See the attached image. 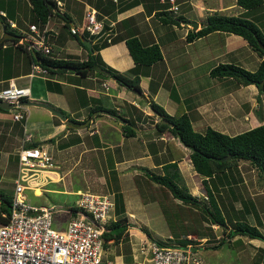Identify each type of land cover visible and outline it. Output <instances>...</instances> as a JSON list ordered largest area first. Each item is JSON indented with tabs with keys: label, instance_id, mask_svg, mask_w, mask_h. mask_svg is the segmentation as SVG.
Returning a JSON list of instances; mask_svg holds the SVG:
<instances>
[{
	"label": "crops",
	"instance_id": "obj_1",
	"mask_svg": "<svg viewBox=\"0 0 264 264\" xmlns=\"http://www.w3.org/2000/svg\"><path fill=\"white\" fill-rule=\"evenodd\" d=\"M54 1L56 4L53 12L48 16L47 23L41 30L37 27L39 31L45 30L47 32V43L50 46L51 55L57 58L83 61L87 59L88 53H97L105 64L132 77L134 74H132L131 69L136 67L135 69L139 75L140 92H136L135 88H127L120 85L108 74H106L107 78L102 77L98 73L99 70L93 68L92 65L85 74H80L70 68L63 70L47 69L46 72H37L33 68L34 63L30 61L27 52L21 49H14L13 47L15 46H13L14 43L12 42V38L20 39L29 48L28 43L30 42V38L34 36V32L29 26L33 23L30 3L27 0H25V3L22 0H0V15H5V18L0 17V42L3 44V47L8 46V49H12V51L5 50L4 48L0 49V53L4 52L0 56V59L8 63L0 71L1 88L7 85L9 79H13L18 85H28L30 87V95L22 99V101L45 102L66 115V119H62L46 107L25 102L23 103L26 112L25 118L21 120H14L12 115L0 111V136L6 137V143L3 144V149H0V157L3 150L4 161H8L12 153L10 149L17 152L18 148L25 142L24 139L28 134H31L30 141H38L41 144L45 143V146L53 155L58 168L57 158L60 156L56 158L55 155H59L62 152L78 151V161L82 162V164L86 162L87 166L92 164L93 166H105L108 174L106 173L103 177L101 176L99 181L108 187L114 199L115 194L120 192L124 205L123 212L127 216V220L133 224L141 214L140 210H142L143 200L140 195L142 188L148 191V185L150 190L154 186L161 190L164 187L151 180L148 176L140 175L139 168L146 167L154 173L163 174L165 171L164 164L175 160L180 171V179L184 176L181 164L185 160L181 157L175 158L172 155L171 147L174 144L177 147L180 144V149L185 146L169 131L157 132L155 124L160 120V116L155 114V112H153L157 117L155 124L152 128L145 127L147 122L144 121L146 119L145 115L150 114L146 109V105L150 107L149 103L151 100L158 102L159 98L164 95L166 102L170 100L174 102H171V105H181V111L189 113L192 125L198 131L204 130L206 126H212L229 134L242 131L235 130L233 132L229 130L231 128L230 124H235L240 119H234L230 116L224 104L217 109L212 106L217 101L223 103V98L226 95L229 96L232 90L235 91L239 88L249 89L251 96L256 95L258 93V89L256 90L255 88L256 85L254 84L255 86L253 87V84H238L231 77L211 76L209 70L218 62L225 61H232L243 67H246L244 64L255 62V66L251 68L253 70L258 66L261 57L241 35L233 32L213 31L206 34V36L204 35L192 41L186 39V34L189 30H193L188 21L198 22V26L195 29L197 30L205 23L207 15L213 11L238 14L244 11V8L238 5L236 0H174L173 3H176L178 6L176 11L168 9V6L172 4L169 0ZM183 4L186 6L185 9ZM90 8L96 10L97 17L101 18L103 23L114 27L112 33L115 36L121 35L119 40L102 46L97 50L92 48V44L96 42L97 38L92 39L89 37L87 31L70 32V25H81L84 21L85 11ZM178 15H181L183 18L177 23L166 22L164 20V17L168 19L169 16L176 17ZM7 19H11L16 28H11L8 24L5 26L4 22ZM13 35L19 37H14ZM210 35H213V39H211L213 43H210V39L207 40L205 38ZM104 36L102 35L101 38ZM127 36H136L142 46L157 44L161 52V58L149 64H136L125 41V37ZM85 40L90 41V47L85 43ZM201 44L205 45V49L207 50L205 53L201 49ZM201 52L203 55H201ZM253 54H255L257 59L252 57ZM202 77L204 78V82L200 80ZM172 88L175 91L174 97L170 91ZM260 95L262 96V102L264 101V92ZM141 99L146 103L145 106H141L139 102ZM248 100L246 96H242L236 102H239V106L241 107H247L246 102ZM207 103H210V106H208L209 111H204ZM101 105L115 109L116 114L124 115L126 118H133L136 125V134H123L121 125L124 123H121L109 111H97L101 108L92 111V109ZM29 107L32 108V112L36 115L35 118L30 120L28 117V113L30 114ZM163 107L170 114H174L178 110L177 107L170 110L164 104ZM222 110L223 114H220ZM94 111L97 112L93 114ZM138 111H141L140 114ZM204 112L209 114H207L209 119H205L206 114ZM88 117H91L90 121L85 126H80V123H83ZM69 118L77 120L78 123L68 121ZM262 122H264V115L261 120L255 119L253 126ZM154 132L157 134L153 135ZM36 133H39V137H37ZM167 133L170 134L171 138L167 137ZM15 134L20 135L19 139L16 140V144L13 143V140H10ZM51 137L54 138V141L43 143V141ZM158 140L163 144L160 145ZM170 140L176 141L172 143ZM136 151L141 152L137 153ZM162 152H165L166 158L162 155ZM170 152L171 157L167 158V154ZM83 155L86 156L84 162ZM188 159L191 162L190 157ZM93 161H96L95 165ZM130 161L137 162L130 163ZM191 166L193 167V164ZM153 168L156 171H153ZM69 171L61 176L58 170L60 179L52 182H60L62 180L63 187L48 188L49 191L71 194V192L79 189H90L91 184L89 185V183H84L85 186H82L80 183L72 184L74 180L69 179V176H67ZM193 171L200 176L202 181V176L194 167ZM234 178L235 180L231 184L237 183V177ZM146 180H150L152 184L147 181L148 184L142 186V183ZM183 182L181 179L180 183L184 184ZM223 182L217 178L209 181L210 189L215 196L218 195L217 201H225L230 206L232 205L234 209H238L237 211L245 210V215L253 213L251 211L252 207L257 210L254 202H251L252 204L236 202L239 193H236L232 185L230 189L224 188L221 190ZM67 183L75 186V189H70ZM164 192L167 191L164 189ZM39 194L40 190L36 195L39 196ZM201 195L205 196L207 201L203 197L195 196L208 204L206 190L205 194L202 193ZM151 197L155 198L153 194ZM130 200L138 205L136 207H129L128 202ZM178 203H182V201L180 200ZM185 204L192 205L194 203ZM194 207L196 210L200 208L196 204H194ZM247 207L249 210H247ZM182 210H188V214L186 216L178 215L179 220L184 225L190 224L192 228V231L186 234L197 232V235L200 236L199 239H204L203 245L211 235H214V228L212 230L208 227L205 232L200 227L204 225V227L208 226L205 224L206 218H201L204 221H200V217H197L192 210L184 205H180V211ZM191 212L193 213L192 217L189 216ZM115 217L113 210V218ZM130 218L133 219L129 220ZM142 220L147 224L145 222L146 218H142ZM194 221L199 224L198 227H194ZM213 224L215 223H211L212 227ZM214 226L218 227L217 224ZM143 227H146V225ZM131 229L135 233H130L132 235H139L141 233L139 238L145 234L141 229L135 227ZM149 230L151 231V229ZM142 233L144 234L142 235ZM182 235L179 237H182ZM222 236L226 237L224 231H222ZM236 236L238 235L234 237ZM153 238L159 239L158 237ZM121 239L118 242H121ZM160 239L166 240L167 238L160 237ZM132 246L130 245V248ZM110 252L114 254L115 251L111 249ZM263 260L262 258L259 259L258 264H262Z\"/></svg>",
	"mask_w": 264,
	"mask_h": 264
},
{
	"label": "trees",
	"instance_id": "obj_2",
	"mask_svg": "<svg viewBox=\"0 0 264 264\" xmlns=\"http://www.w3.org/2000/svg\"><path fill=\"white\" fill-rule=\"evenodd\" d=\"M28 1L33 15L32 22L41 30L47 23L49 14L53 12L56 2L54 0ZM236 3L243 7L244 11L238 14H226L219 11H213L207 15L205 23L199 29L195 31L189 30L187 32L186 39L188 41H192L213 31H226L241 35L250 47L261 57L256 69H247L232 61H225L218 62L210 68L209 74L216 77H231L233 81H236L238 84H255L258 91L263 93L264 0H236ZM0 17L5 18V15H0ZM181 18H183L181 15L176 17L169 16L168 19L164 17V20L166 22L170 21L177 23L181 20ZM9 21H11V19H7L6 22H4L5 26L8 24L11 28H16L15 26H11ZM113 28L114 27L104 23L103 30L100 34L91 35L87 32L88 36L92 39L97 38L96 42L92 44V48L98 50L102 46L119 40L121 35H113ZM102 35L105 36L101 38ZM12 40L14 43L13 46H15L13 47L14 49L16 48L26 51L31 62L39 64L48 70H63L70 68L80 74H85L87 70L91 68V65L96 63L109 71L108 75L113 77L120 85L126 86L127 88H135L140 92L139 75L135 69L136 67L131 69L132 74H134L132 77L127 73L120 72L105 64L97 53H88L87 59L83 61L57 58L51 55L50 52L43 53L41 50H34L36 52V56H34L32 53L33 50L27 48V46H25L20 39L12 38ZM125 41L136 64H149L161 58V52L157 44L142 46L136 36H127L125 37ZM7 47L8 46L3 47V44L0 42V49L4 48L5 50H8ZM9 50L12 51V49ZM38 58L39 61H37ZM101 73L103 74V72ZM170 91L171 95L174 97V88ZM257 99L259 100L260 97H257ZM149 105L155 114L160 116V120L155 124L157 132H164L166 130L169 131L173 136L177 137L184 146L190 149V160L194 169L202 176V183L206 190L209 203L207 204L199 200L189 191L185 184L179 183L180 171L175 160L168 161L164 164L165 171L163 174L154 173L148 168L143 167L145 174L151 180L163 185L164 187L161 186L163 191L164 188H167L173 197L180 199L182 202L194 203L197 206H200L203 211V218L209 216L207 218L210 219L211 223H215L222 228V230L226 233V237L222 236L218 242L212 243L209 247L217 249L222 247L224 244L229 246V244H233V241L230 238L235 235H238V237L234 239L237 243L235 246L237 248L245 247L241 242V236L258 238L264 241V231L258 226L261 222L255 208L252 207L251 211H253L257 218L256 224L249 223L245 219H242L241 213H234L236 215H240V217L227 222L221 205L218 203L215 198V194L209 187V181H213L214 178H217L220 181H224L223 188L230 189L231 182L235 180L232 168L237 165V162L240 159L248 160L252 165L256 166L259 170L260 177L264 181V122L234 134L222 132L212 126H206L204 130L198 131L194 129L189 113L182 111L176 113V111L174 114H170L165 110L163 105L155 100H151ZM98 108L107 110L111 114H116L115 109L104 107L102 105L95 107L92 111ZM121 116L126 120V123L121 125L123 134L135 135L136 125L134 123V119L126 118L124 115ZM162 119H166L168 122H163ZM68 121L78 123V121L73 118H69ZM52 141H54L53 137L43 141V143ZM38 144L41 143L38 141H30L26 142L25 146H36ZM171 148L173 153L172 155H174L175 158H179L183 154L181 149H176L174 146ZM120 199H122L121 194L120 192H117L115 194L114 211L116 213L118 212V215L115 218L110 219L106 224V228L103 233V237L106 240L111 239L118 242L119 239H121L127 232V229L134 226L127 220V216L123 212L124 208L120 203ZM10 201L11 194L5 193V191L0 189V221L2 222L5 221L6 217L2 216L1 212H9ZM75 209L76 208L74 207L73 210L75 211ZM247 210H249L248 207ZM239 212L244 214L245 210ZM231 222H234L233 226L230 225ZM169 224L172 223L169 222ZM141 230L148 237H153L152 232L148 228L141 227ZM189 240L190 239H187L186 237H178V239H176L177 242L182 244L188 242ZM262 251L264 252V250ZM260 256L261 255L259 254L256 255L251 264H258L259 259H261Z\"/></svg>",
	"mask_w": 264,
	"mask_h": 264
},
{
	"label": "built area",
	"instance_id": "obj_3",
	"mask_svg": "<svg viewBox=\"0 0 264 264\" xmlns=\"http://www.w3.org/2000/svg\"><path fill=\"white\" fill-rule=\"evenodd\" d=\"M169 1L172 4L168 9L176 11L177 4L174 0ZM9 23L15 26L12 21ZM29 26L34 36L28 47L50 52L46 31H39L34 23ZM103 26L96 10L90 8L85 11L81 25H70L69 30L71 33L87 31L92 35L100 34ZM33 68L37 72L47 71L36 63ZM29 95L30 87L18 85L13 79L0 88V99L15 103L12 107L15 109L14 120L25 118L22 99ZM30 138L31 134H28L17 150L18 167L9 212H1L6 219L0 221V264H211L198 250L204 239L191 237L194 234H187L185 237L190 240L183 244L144 234L130 248V258L129 253H111L112 246L109 245L114 241L103 237L106 224L113 219L115 202L111 193L80 189L71 192L76 198L63 206L69 215L61 224H56L54 212L58 204L31 202L28 192L33 194L35 188L40 194L49 191L45 184L60 179L58 165L44 145L25 146Z\"/></svg>",
	"mask_w": 264,
	"mask_h": 264
},
{
	"label": "rangeland",
	"instance_id": "obj_4",
	"mask_svg": "<svg viewBox=\"0 0 264 264\" xmlns=\"http://www.w3.org/2000/svg\"><path fill=\"white\" fill-rule=\"evenodd\" d=\"M22 1L25 3V0H22ZM183 6L185 9L186 8L185 4H183ZM187 14H188V12H187ZM212 37H213V35H210V36H207L205 38L207 40L208 39L211 40V39H213ZM203 43H204V41H203ZM210 43H213L212 40ZM201 49L203 50L204 53L207 51L205 49L204 44L201 46ZM8 51H9V49H8ZM3 53L4 52L2 51L0 53V56H2ZM201 55H203L202 52H201ZM252 57L257 59L255 54H253ZM6 64H8L7 61H2L0 59V71H2V68ZM244 65L247 67V69H251L252 66H255V62H251L249 64H244ZM98 73L102 77H106L101 72H98ZM200 80H201V82H204L203 77L200 78ZM254 86L255 85L253 84V87ZM0 88H1V86H0ZM255 88H256V90L258 89L256 86H255ZM250 89H252V88H250ZM162 93L164 94V92H162ZM260 94H262V93H260L258 91V93L256 95L251 96L249 89L239 88L235 91L232 90L229 96L226 95L225 98H223L224 99L223 103H220V101H217V103L215 105H213L212 107L217 109L220 106H223V104H224V107H227V111H228V113H230V116H232L234 119H236V118L240 119L239 121H237L238 124L236 122H235V124H232V123L230 124L231 125V128L229 129L230 131L234 132L235 130H237V131L245 130V129L250 128L254 125L255 119H257V120L263 119L264 101L261 102L262 96ZM242 96H246V98L249 99L248 102H246V105H248L247 107L246 106L241 107V106H239L240 105L239 102H236L237 99L242 98ZM257 97H260V99L258 100ZM139 102H140L141 106L142 105L145 106V104H146L144 101H142V99ZM158 102H160L162 105L164 104V106L168 107L170 110H173V108L177 107L178 110L176 113L181 111V105L178 106L176 103H175L176 106L171 105V102L172 103H174V102L172 100L166 102V98H164V95L159 98ZM208 106H210V103L206 104L204 111H206V110L209 111ZM29 109H30V114L28 113V111H27V113H28V117L30 120V119L35 118L36 115L32 112L31 107H29ZM146 109H147V111H149L150 114L145 115L146 119L144 121H147L145 127L146 128H149V127L152 128V126L155 124V119H157V117L155 116V114H153L154 111L149 106L147 107V105H146ZM14 110L15 109H13V108L8 109V110L0 108L1 112H4V113L6 112L7 114H10V115H12ZM138 112L140 114V111H138ZM22 113L25 114L26 113L25 110H23ZM204 113L206 114V112H204ZM207 114L205 116L206 117L205 119H209L208 118L209 114L208 115ZM220 114H223V110L221 111ZM36 134H37V137H39V133H36ZM155 134H157V133L154 132L153 135H155ZM166 135H167V137L169 136L171 138L170 134L167 133ZM19 136L20 135L15 134V136L11 137L10 140H13V143L16 144V140L19 139ZM176 140H172V141L170 140V141L172 143H174L173 141H176ZM158 142L160 143V145L163 144V143H161L160 140H158ZM4 143H6V137L4 138L1 135L0 136V149H3ZM138 144H139V142H138ZM44 146H45V143H44ZM174 146H175V144H174ZM178 146L179 147L175 146L176 149H180V144ZM11 148H12V146H11ZM135 148H136V146H135ZM10 150H11L10 152H12V153H11V156L8 158V161H4L5 159L3 157L4 156L3 150L1 151L2 156L0 157V164L2 163L0 165V189L5 191V193H9V194L12 193L13 181H14L16 171H17V167H18L17 152L13 149H10ZM181 150H182L183 154L180 157L184 158V160H185L181 164L182 165L181 168H182V171L184 173V176H182V178H181L184 181L183 183L188 187L189 191L192 194L196 195L197 197H203L207 201L206 197L201 195L202 193L205 194V190H204L201 178H200V176H198L193 171V167L191 166L192 163L188 159L189 158L188 154L190 153V149L188 147L186 148V146H185V147L181 148ZM136 152L140 153L141 151H136ZM78 154H79L78 151H71V152H62V153H59V155H55L56 158H57V156H60L57 158L58 159L57 163L59 164L58 170H59L61 176H62V174H64L68 170H70L68 172L67 176H69V179L74 180V181L71 180L72 184L73 183L74 184L80 183L82 186H85L84 183H89V185L91 184L89 190L92 192L110 193L108 187L104 183H101L99 181V178L101 176L103 177L104 174L107 173V170H105V166L100 167V166L95 165L96 161H93L95 166H93V164L87 166V163L84 162L85 158H86V156H84V155H83V162L84 163L82 164V162L78 161L79 160ZM162 155L166 158L165 152H162ZM170 157H171V154L168 153L167 158H170ZM114 159H113V162H114ZM133 162H137V161H130V163H133ZM153 169H154L153 171H156L155 168H153ZM232 171H233L234 176L237 177V183L231 184L232 187L234 188V190L236 191V193H239V196H237L236 202H238V203L254 202V204L257 207L258 216H259V219L261 222V224L258 223L259 224L258 226L264 231V181L260 177V173H259L258 168L256 166L252 165L248 160L240 159L237 162V165L233 166ZM139 172H140V175L147 177V175H145V170L143 168H139ZM192 173H193V175H191ZM194 173H195V175H194ZM135 176H137V175H135ZM137 177H139V176H137ZM67 179H68V177H67ZM181 179L179 180V183L181 182ZM61 181L60 182H49L48 184H45V186L47 188H62L63 183ZM147 181H149V183L152 184V182L150 180H146L145 182L142 183V186L147 185L148 184ZM67 185L69 186L70 189L71 188H72V190L75 189V186L69 185V183H67ZM86 185L88 186V184H86ZM138 185H140V184H138ZM142 186H140V187L142 188ZM147 189H148V191H146V189L142 188V191H141L140 197L143 200V205L141 206L142 210H140V213H141L140 216L138 218H136L135 223L133 222V225L135 228L141 229V226L143 227L146 225V227L148 229H151L153 237H158L159 239H160V237H165L168 240H171V239L176 240V239H178L179 236H181V234H183L182 237H185L187 235L186 233H189L192 231V228H191L190 224L184 225L183 222L179 220L178 215L186 216L188 214V210L180 211V205H184V206L188 207L190 210L193 211V213L197 217H200V219H199L200 221L203 220V219H201V218H203V216H202L203 211L201 210V207L198 209L199 210V212H198V210H196V208L194 207V204L186 205L183 202H182L183 204L178 203L180 201V199L174 198L167 188H164V189H166L168 192H164L163 190L156 188L155 186L150 190L149 185L147 186ZM220 189L222 190L224 188L221 187ZM85 190H88V188H85ZM239 190H240V192H238ZM27 192H28V190H27ZM32 192H33V194H31V192H28V195L30 196L31 202H35L38 204H40V203L41 204H43V203H56V204H58V208H57L56 212H54L56 224H61L63 222V220L66 219L67 216L69 215L68 209H66L63 206L70 204L71 201L76 198V195L74 193L62 194V193H57V192H52V191H47V192L42 191V194L37 196L36 193L37 194L39 193L38 188L33 189ZM152 194L154 195L155 198L151 197ZM215 198H216V200H218V195H216ZM116 202H118V201H116ZM120 203L124 207L122 199H120ZM218 203L221 205V207L223 209V213L226 217L227 222L233 221L234 219H237L240 217V215H236L234 213H238V214L241 213L242 219H245L249 223H253V224L257 223V218H256L254 213H252V214L249 213L248 215H244V214H242V212L237 211L238 209L237 210L234 209V207L232 205L230 206L225 201L221 200V201H218ZM59 204H61L62 206ZM128 204H129V207H136V205H138V204L134 203L132 200H130L128 202ZM193 213L191 212L189 214V216L192 217ZM117 215H118V212L116 213L114 211V216H117ZM140 217L146 218L145 222L147 224H145L144 220H142V218H140ZM207 217H209V216H207ZM207 217H206L205 224L208 226H206V227H204L205 225L201 226L200 229H202L206 232L208 227H210L212 230L214 228V230H213L214 235H211L210 238L207 239L203 243V245H200L198 247V250H199L201 257L206 262L211 263V264H251V262L254 261L255 256L258 254L261 255L260 257L262 259H264V252L262 251V250H264V242L262 240L260 241V239H258V238L250 239L247 236H241V242L245 246L243 248L235 247L237 245L235 240H233V242L230 241L233 244L232 245L229 244V246L224 244L222 247L217 248V249H213V248L209 247L212 243L218 242V240L222 237V231L223 230L221 227H219V225L217 227V226H214L215 224H213V227H212L210 219H208ZM132 219L133 218H130L129 220H132ZM167 220L169 222H171L172 224H169ZM193 224H194V227L199 226V224L196 221H194ZM233 224H234V222H231L230 225L233 226ZM134 227L128 228L127 232L124 234V237L120 240L121 242H115L114 241L109 245V246H113L112 249L115 251L114 254L115 253H121L122 251H124L125 253H129V258H130V245H133L134 242H137L139 236H141V233L139 235L130 234V233H133L131 228H134ZM133 234H135V233H133ZM143 234L144 233H142V235ZM184 234H186V235H184ZM169 235H170V237H169ZM194 235L195 236H191V237H193V238L194 237H198V238L200 237L197 235V232H194ZM236 237H238V236H236ZM236 237H231L230 239L232 240V239H235ZM232 247H235V248H232ZM262 264H264V260H263Z\"/></svg>",
	"mask_w": 264,
	"mask_h": 264
},
{
	"label": "water",
	"instance_id": "obj_5",
	"mask_svg": "<svg viewBox=\"0 0 264 264\" xmlns=\"http://www.w3.org/2000/svg\"><path fill=\"white\" fill-rule=\"evenodd\" d=\"M188 24H190L191 26H192V29L193 30H195L196 28H197V26H198V22H196V21H188ZM14 37H19V36H17V35H13ZM85 43L90 47V41L89 40H85ZM32 53H33V55L34 56H36V52L33 50L32 51ZM37 61H39V58L37 59ZM92 67L93 68H95V69H97V70H99V71H101V72H103V73H105V74H109V71H107L104 67H102L101 65H99V64H92ZM136 90V89H135ZM136 92H139L138 90H136ZM27 103V104H35V105H39V106H43V107H46L47 109H49V110H51L53 113H55L56 115H58V116H60L62 119H66V115L62 112V111H60V110H58V109H56V108H54V107H52V106H50L49 104H47V103H45V102H40V101H22V103ZM15 106V103L14 102H7V101H4V100H1L0 99V107L2 108V109H11L12 107H14ZM97 111H99V112H103V111H105V110H103V109H99V110H97ZM97 111H94L93 112V114H95V112H97ZM114 116L121 122V123H126V120H125V118H123L121 115H119V114H114ZM90 119H91V117H88L83 123H80V126H85L89 121H90ZM162 121L163 122H168V120H166V119H162Z\"/></svg>",
	"mask_w": 264,
	"mask_h": 264
},
{
	"label": "clouds",
	"instance_id": "obj_6",
	"mask_svg": "<svg viewBox=\"0 0 264 264\" xmlns=\"http://www.w3.org/2000/svg\"><path fill=\"white\" fill-rule=\"evenodd\" d=\"M38 145H44V144H38Z\"/></svg>",
	"mask_w": 264,
	"mask_h": 264
}]
</instances>
